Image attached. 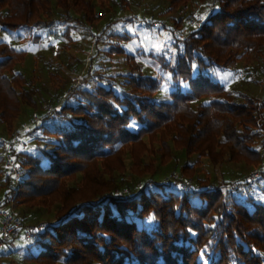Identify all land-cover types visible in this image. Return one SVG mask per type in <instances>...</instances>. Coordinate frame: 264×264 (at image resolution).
Segmentation results:
<instances>
[{
	"label": "trees",
	"instance_id": "obj_1",
	"mask_svg": "<svg viewBox=\"0 0 264 264\" xmlns=\"http://www.w3.org/2000/svg\"><path fill=\"white\" fill-rule=\"evenodd\" d=\"M96 1L98 7L92 0H0V35L41 28L58 36L50 29L56 11L66 24L64 37L76 25L91 30L103 17L104 2ZM165 1L170 12L190 0ZM214 1L217 11L177 40L181 47L174 64L159 58L175 84L187 83L186 91L176 88L170 101H153L161 81L141 72L135 57L115 44L106 53L124 54L128 67L124 86L106 79L107 86L71 91L55 109L58 117L52 131L43 124L47 115L37 112L43 104L39 91L14 72L26 52L0 38V122L11 136L23 108H28V113L40 116L42 131L55 136L52 150L42 154L46 167L40 157L20 151L22 147L7 149L14 164L22 166L21 178L7 173L0 209L12 210L27 223L30 215L22 211L20 216L16 208L57 204L53 214L60 221L30 237L27 250L34 252L25 259L38 264H264V203L249 197L246 206L229 204L219 189L207 186H189L190 191L182 192L165 182L151 188L146 181L134 190L123 189L121 179H116L124 170L121 149L159 133L169 136L185 159L195 156V165L200 164L198 158L214 167L244 160L255 163L264 177V98L233 94L204 73L211 65L228 68L252 52L261 55L264 0ZM116 3L125 6L127 0ZM108 36L130 40L115 32ZM194 68L197 75L192 77ZM74 92L80 100L71 104ZM206 97L211 98L208 103L190 107ZM131 122L136 123L135 130L128 129ZM169 142L163 138L159 144V163L169 157ZM133 159L138 165L140 159ZM78 173L83 174L81 186L65 188L66 180ZM193 197L199 202L193 203ZM213 219L214 226H203ZM18 238L23 240L22 234ZM15 239L9 241L11 247Z\"/></svg>",
	"mask_w": 264,
	"mask_h": 264
},
{
	"label": "rangeland",
	"instance_id": "obj_2",
	"mask_svg": "<svg viewBox=\"0 0 264 264\" xmlns=\"http://www.w3.org/2000/svg\"><path fill=\"white\" fill-rule=\"evenodd\" d=\"M103 2L102 19L91 30L80 25L73 26L67 32L68 38L62 35L66 24L60 20L62 17L59 11L55 12L54 17L52 16L54 22L53 26L50 27L52 33L56 32L58 36H55V33L46 34V31L41 28L17 30L7 36L1 33L0 38L3 41H8L11 44L14 41L15 48L26 52L24 61L15 66L14 72H19L31 80L32 86H35L39 91L40 100L43 104L37 112H42L41 116L47 115V106L59 110L66 100L65 96L78 87L91 91L98 85L107 86L106 79H113L119 87L123 85L124 75L128 72L124 54L114 53L110 56L106 53L109 47L115 44H119L126 55L131 54L135 57L141 72L161 81L160 89L151 98L153 101H170V92L176 88L181 92L188 89L186 82L175 84L171 80L170 73L162 68L159 58L172 66L177 56L176 53L181 47L180 44L176 46L177 40L196 29L209 14L216 12L217 3L214 0H190L183 7L166 12L168 3L165 0H127L125 6L117 5L116 0H103ZM92 3L97 6L99 2L92 0ZM113 32L126 35L130 40L118 41L108 36ZM100 34L101 37H97L96 40V36ZM17 36L18 39H16ZM260 51L261 55L252 52L250 55L241 56L240 60L228 68L211 65L204 73L233 94L241 93L263 99L264 47ZM196 75L197 70L194 68L192 77ZM226 76L227 78H225ZM99 77L102 79L98 80ZM84 78L86 81H83ZM78 96L75 93L74 97L70 98V103H77L80 100ZM210 99L206 97L197 100L192 102L190 107L196 109L199 104L208 103ZM28 111H30L28 108H23L21 117L14 124V133L11 136L0 122V137L8 141L12 138L18 139L26 145L20 151L40 157L41 166L46 167L48 161L42 154L52 150V142L55 141V136L44 133L41 125L38 124L40 116L31 112L28 113ZM33 117L37 118L36 123L24 130V125L30 124ZM56 117L58 114L55 111L53 119L49 121L47 119L43 123L47 130L52 131L53 127H56L52 124L56 121ZM136 128L135 122H131L128 127L129 130ZM163 138L167 142L170 141L169 136H161L159 133L156 137L154 135L146 136L136 145L121 149V163L122 166L124 165V170H122L121 176H116L117 180L121 179V184H119L121 188L134 190L136 187L143 186L146 181L147 186L151 187L156 183H168L175 180V183L184 182V185L186 183V186L193 189L206 186L219 189L229 204L240 202L246 206L249 197L255 202L264 203L262 193L264 177H262V172L255 163L240 160L214 167L206 158H198L200 164L195 165L194 162L197 159L195 156L185 159L180 148L169 142V157L162 164L159 163L158 157L160 156L159 144ZM10 146L15 147L16 144L12 143ZM15 151L18 152L17 149ZM8 152L6 146L0 145V199L4 192L3 189L7 185L5 176L9 173V169L5 166V155ZM134 157L140 159L138 165H136ZM17 166L20 170L22 169V166ZM254 169L260 173L258 178L253 183L246 184V177ZM18 178H21V174ZM82 178L83 174L78 173L72 179L66 180L64 187L77 189L82 184ZM231 183L237 184L234 187ZM117 193L120 195L123 190H119ZM194 202L198 203L199 198L193 197ZM56 208L57 204L45 208L21 207L14 211H18L20 216H22V211L28 213L30 217L25 219L27 223L56 221L59 224L60 221L53 214ZM210 216L214 219L217 217L212 213ZM190 217L192 220V215ZM214 219L213 222L202 223L203 226L206 228L211 225L214 226ZM148 226L150 225L148 224ZM31 241V238L28 241L18 238L15 239L12 247L8 244L7 250L2 255V251L0 252V264H38L25 259L29 253L34 252L33 249L27 250ZM211 252L208 249L207 253ZM200 256L203 257L204 255L201 253ZM204 260L208 263L207 259Z\"/></svg>",
	"mask_w": 264,
	"mask_h": 264
},
{
	"label": "built area",
	"instance_id": "obj_3",
	"mask_svg": "<svg viewBox=\"0 0 264 264\" xmlns=\"http://www.w3.org/2000/svg\"><path fill=\"white\" fill-rule=\"evenodd\" d=\"M56 108L52 106L46 107V113L48 121L53 119L54 116V110ZM37 118L33 117L30 121V124L24 125V130H27L30 125L36 123ZM14 143L18 147H26L25 144H23L21 141H19L16 138H12L10 141L4 139L3 137H0V145L6 146V150L9 148V146ZM8 151V150H7ZM5 166L7 169H9V174L12 175V177L18 178L20 175V169L19 167L14 164V160L12 155L8 152V154L5 155ZM259 171L254 169L247 177L246 181L249 183H253L255 179L259 176ZM175 180L169 181L170 187L173 190L180 189L182 192H188L190 191V187L186 186L183 183H175ZM237 183H231L232 186H236ZM58 223L55 222H39V223H23L22 219L15 215L12 210H6V209H0V252L7 247L9 244V241H11L13 238L19 236L22 234L23 239L27 240L30 239V237L37 232H41L42 230L46 229L47 227H53L56 226Z\"/></svg>",
	"mask_w": 264,
	"mask_h": 264
},
{
	"label": "snow or ice",
	"instance_id": "obj_4",
	"mask_svg": "<svg viewBox=\"0 0 264 264\" xmlns=\"http://www.w3.org/2000/svg\"><path fill=\"white\" fill-rule=\"evenodd\" d=\"M5 39H7V37H5ZM227 75H231V74H227ZM225 78H227V76Z\"/></svg>",
	"mask_w": 264,
	"mask_h": 264
},
{
	"label": "crops",
	"instance_id": "obj_5",
	"mask_svg": "<svg viewBox=\"0 0 264 264\" xmlns=\"http://www.w3.org/2000/svg\"><path fill=\"white\" fill-rule=\"evenodd\" d=\"M18 37V36H17Z\"/></svg>",
	"mask_w": 264,
	"mask_h": 264
}]
</instances>
